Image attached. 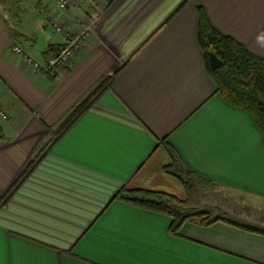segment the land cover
<instances>
[{
	"label": "crops",
	"instance_id": "crops-1",
	"mask_svg": "<svg viewBox=\"0 0 264 264\" xmlns=\"http://www.w3.org/2000/svg\"><path fill=\"white\" fill-rule=\"evenodd\" d=\"M10 2L0 22L9 114L0 118V264H264L262 230L220 220L172 234L168 215L117 196L125 187L186 199L164 171L168 145L203 181L200 204L221 191L264 204L263 132L218 91L198 42L202 9L264 57V0H78L61 12L55 0ZM40 5L67 30L101 10L72 67L35 71L12 52L20 45L46 61L62 49Z\"/></svg>",
	"mask_w": 264,
	"mask_h": 264
},
{
	"label": "trees",
	"instance_id": "trees-1",
	"mask_svg": "<svg viewBox=\"0 0 264 264\" xmlns=\"http://www.w3.org/2000/svg\"><path fill=\"white\" fill-rule=\"evenodd\" d=\"M198 42L204 52L205 64L209 75L218 91L235 106L247 110L254 118L264 135V57L249 51L244 45L230 36L220 33L200 10ZM210 52H214L223 61V65L214 69L210 63ZM81 106L78 105L70 118ZM169 163L164 171L173 176L183 187L187 198L179 199L176 195L163 191L147 189H127L123 187L117 196L131 204L164 213L171 218L170 232L179 234L185 223L192 222L205 226L212 225L224 217L212 214L191 205V199H200L204 189L203 181L190 171L181 156L171 147L165 145ZM239 225L237 223H234ZM252 231H261L244 226Z\"/></svg>",
	"mask_w": 264,
	"mask_h": 264
},
{
	"label": "built area",
	"instance_id": "built-area-1",
	"mask_svg": "<svg viewBox=\"0 0 264 264\" xmlns=\"http://www.w3.org/2000/svg\"><path fill=\"white\" fill-rule=\"evenodd\" d=\"M78 0H55L56 10L61 12L67 7L75 4ZM38 13L47 25L52 26L54 31L65 37L62 49L46 61L38 60L20 45H13L12 52L21 56L25 64L35 71L55 72L57 68L72 67L73 59L82 49L87 38L94 34L98 21L101 16V10L92 8L87 12V21L76 30H66L65 25L60 20L59 15L55 13L48 5H40ZM0 118L7 120L9 114L0 104Z\"/></svg>",
	"mask_w": 264,
	"mask_h": 264
},
{
	"label": "rangeland",
	"instance_id": "rangeland-1",
	"mask_svg": "<svg viewBox=\"0 0 264 264\" xmlns=\"http://www.w3.org/2000/svg\"><path fill=\"white\" fill-rule=\"evenodd\" d=\"M10 3H12L10 2V0H0L1 23L6 22L4 19V15H9L8 10L9 8H11ZM49 27L54 30L52 26ZM23 43L27 44L25 41ZM1 124L4 125L3 122H1ZM209 195L210 197L206 196V199H202V204H200L199 201L196 200V198H192L191 204L197 206L202 210H209L212 214L224 217L227 220L239 225L249 226L264 231V204L262 206L257 203L252 204V201L241 199L236 194L227 193L225 191H221L220 193L209 192ZM213 199L218 202H214ZM206 202L209 204L205 205ZM214 203H217L220 208L216 209Z\"/></svg>",
	"mask_w": 264,
	"mask_h": 264
},
{
	"label": "water",
	"instance_id": "water-1",
	"mask_svg": "<svg viewBox=\"0 0 264 264\" xmlns=\"http://www.w3.org/2000/svg\"><path fill=\"white\" fill-rule=\"evenodd\" d=\"M41 39H43V37H40V40ZM39 50L42 51V48H39ZM210 63L214 69H217L223 65V61H221L214 52H210Z\"/></svg>",
	"mask_w": 264,
	"mask_h": 264
}]
</instances>
